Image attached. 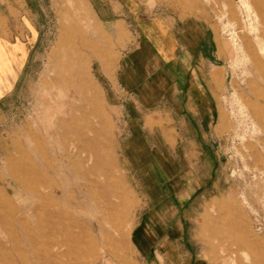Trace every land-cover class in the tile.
I'll list each match as a JSON object with an SVG mask.
<instances>
[{"label": "rangeland", "instance_id": "1", "mask_svg": "<svg viewBox=\"0 0 264 264\" xmlns=\"http://www.w3.org/2000/svg\"><path fill=\"white\" fill-rule=\"evenodd\" d=\"M132 13L214 35L198 145L176 144L188 132L169 112L129 115L114 96ZM179 153L199 158L188 164L201 176L181 259L264 264V0H0V197L11 206L0 208V264H150L131 232ZM56 182L69 209L39 205Z\"/></svg>", "mask_w": 264, "mask_h": 264}, {"label": "crops", "instance_id": "2", "mask_svg": "<svg viewBox=\"0 0 264 264\" xmlns=\"http://www.w3.org/2000/svg\"><path fill=\"white\" fill-rule=\"evenodd\" d=\"M126 19L135 29V39L122 53L114 79H110L114 96L122 100L129 115L169 112L173 121L186 125L188 132V137L176 144L198 145L202 140L197 135L202 133L204 123L201 108L205 97H213L209 92L218 75L211 73L217 66L214 54L218 53V44L214 35L196 20L135 13ZM119 22L125 23H116ZM205 70L211 71V80L205 76ZM198 160L194 153L171 156L170 170L164 172V185L149 188L148 207L130 237L150 264H190L181 259L180 253L187 240V222L182 213L197 191V179L201 178L198 166L188 163ZM177 163L179 171L175 169ZM182 172L184 177L180 176Z\"/></svg>", "mask_w": 264, "mask_h": 264}, {"label": "bare ground", "instance_id": "3", "mask_svg": "<svg viewBox=\"0 0 264 264\" xmlns=\"http://www.w3.org/2000/svg\"><path fill=\"white\" fill-rule=\"evenodd\" d=\"M71 56H73L72 55V53H71ZM71 56H70V58H71ZM71 60V59H70ZM74 63V62H73ZM65 93V92H64ZM58 95H62L61 93L59 94V92H58ZM68 95V94H67ZM59 97V96H58ZM46 99V102H50V100L48 99V98H45ZM50 104H51V102H50ZM55 104H57V103H55ZM49 105V104H48ZM47 105V106H48ZM64 108V107H63ZM59 110V109H58ZM71 118V117H70ZM103 126V125H102ZM69 131H70V129H69ZM68 131V132H69ZM59 132V131H58ZM86 140V141H85ZM90 140V141H89ZM93 139H82V138H79V141H80V143H82V145L83 146H86V147H92L93 149H100V143L97 141V142H95V144H93V141H92ZM91 143H89V142ZM98 147V148H97ZM85 148V147H84ZM74 165L76 166V162L74 161ZM79 171V175H80V177L81 178H85L86 176H85V174H83V173H81V171L80 170H78ZM88 177V176H87ZM89 178V177H88ZM90 179V178H89ZM89 179H88V181H89ZM43 180V183H44V185H46V184H48L47 183V180L46 179H42ZM92 180V179H91ZM95 180V179H94ZM95 182V181H94ZM91 183V182H90ZM100 185H101V182H100ZM29 186V185H28ZM65 187H66V185L64 184V183H60V182H56V184H53L52 186H51V191H49V192H40L39 194H38V199H39V205L40 206H42L43 208H46V209H50V208H55L56 206H59L60 204H61V202H65V206H67V208L69 209L70 207H72V204H73V202L72 201H69L67 198H65L66 197V189H65ZM31 188V187H30ZM106 196V195H105ZM105 196H104V198H105ZM64 201H63V200ZM101 199H103V198H101ZM100 199V200H101ZM112 199V198H111ZM106 202V201H105ZM9 207H11L10 206V204H9V202L6 200V199H4V198H1L0 197V208L2 209H8ZM7 209H6V211H7ZM3 213V212H2ZM51 216H49L48 215V217H47V219L48 218H50ZM14 219L17 221V222H19V224H20V227H21V230L23 231V233L25 234V235H28L27 233V226H26V223L25 222H23V220L20 218V217H18V218H16V217H14ZM51 219V218H50ZM3 222H4V217L2 216V214L0 213V224L1 225H3ZM67 233H68V235L70 234V232L69 231H67ZM64 234H66V233H64Z\"/></svg>", "mask_w": 264, "mask_h": 264}]
</instances>
